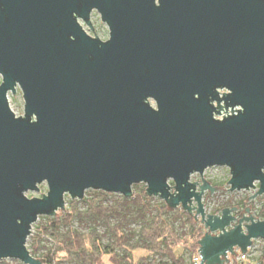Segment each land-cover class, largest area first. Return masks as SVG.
<instances>
[{
    "label": "water",
    "instance_id": "water-1",
    "mask_svg": "<svg viewBox=\"0 0 264 264\" xmlns=\"http://www.w3.org/2000/svg\"><path fill=\"white\" fill-rule=\"evenodd\" d=\"M0 75V261L44 264L27 247L41 216L137 184L200 220L201 264L264 239L251 206L203 202L218 166L231 192L264 195V0H0Z\"/></svg>",
    "mask_w": 264,
    "mask_h": 264
},
{
    "label": "trees",
    "instance_id": "trees-1",
    "mask_svg": "<svg viewBox=\"0 0 264 264\" xmlns=\"http://www.w3.org/2000/svg\"><path fill=\"white\" fill-rule=\"evenodd\" d=\"M133 190L131 198L95 191L92 198L83 199L87 207L84 211L79 208V201L70 200L66 211L48 216L46 225L35 227L37 234L45 232L55 236L56 247L40 254L43 248L41 240L34 238L30 248L32 255L44 264L60 261H76L78 264H184L179 249L187 248L192 258L205 234L203 225L182 208L171 209L162 199L155 214H149L157 197L147 194L146 185H134ZM112 196L115 199L109 202L108 198ZM238 205L246 208L247 201ZM257 218L264 219L263 210ZM75 220L89 223V232L85 234L71 229ZM178 222L181 227L191 225L189 238L184 239L178 233ZM133 224H139L140 230H133ZM99 225L105 227L103 233L98 230ZM62 226L66 228L64 232L60 230ZM105 237L108 238L107 243H104ZM165 258L169 262L163 260ZM260 264H264V257L260 258Z\"/></svg>",
    "mask_w": 264,
    "mask_h": 264
},
{
    "label": "rangeland",
    "instance_id": "rangeland-1",
    "mask_svg": "<svg viewBox=\"0 0 264 264\" xmlns=\"http://www.w3.org/2000/svg\"><path fill=\"white\" fill-rule=\"evenodd\" d=\"M91 20L95 26V29L97 31V36L101 38L102 40H107L109 38V28L101 20V15L94 11L92 14ZM80 23L84 26L85 30L92 36H96V31L93 29L91 30L82 20H80ZM2 82V76L0 75V83ZM9 103L11 109L14 111V113L17 116H23L24 115V108H25V101L23 97V92L20 87H17V92L15 94L9 93ZM154 104V103H153ZM204 177L215 187H223V189L218 188L214 193L210 194V191H207L204 195L203 202L205 204L206 212L208 214H221L223 209L226 208H232L234 206L238 207V211L234 214L241 217L242 212L244 210L251 206V214L257 218L258 214L261 210L264 211V195L259 196L255 199H253L251 196L255 195L258 191V189H252L249 191H230V186L228 184L230 178H231V172L228 167H213L208 170H206ZM193 181H199L201 180L200 175L195 174L192 177ZM217 184V186L215 185ZM145 185V184H142ZM258 185V184H257ZM140 189V188H139ZM226 189V190H225ZM48 191V186L46 183H43L40 185V191L39 192H29L27 195L30 198L33 197H42L44 194H46ZM95 190H88L86 191L85 197L92 198L94 195ZM210 194V195H209ZM120 196L119 194L115 195ZM251 197V198H249ZM249 200L247 201V199ZM115 197H109L108 201L113 202ZM72 200L69 196L66 198V207L63 211H66L69 207V201ZM75 201H79V208L84 211L87 209L85 204L83 203V200L76 199ZM247 201V207L241 208L238 203ZM254 201V202H253ZM161 199L156 198L154 201V207L151 211H149V214H155L157 206L160 205ZM62 210L58 212L61 213ZM246 214V212H244ZM47 218L48 216H41L39 220L33 225L32 233L28 238L27 247L30 250L31 244L33 239L35 240H41V246L43 247L40 251V254H45L50 250H53L56 247V241L55 236L47 234L45 232H41L37 234L35 227L36 226H42L47 224ZM50 218V217H49ZM185 220V219H184ZM200 224V220L198 221ZM90 224L85 221H79L75 220L72 225L70 226L71 229L77 230L82 233H88L89 232ZM98 230L103 233L105 231V227L103 225H99ZM131 228L135 231H139L141 226L139 224H133ZM60 230L64 232L66 230L65 227H61ZM177 230L178 233L184 238L187 239L190 237L192 227L190 224H187L185 227H181L179 222L177 223ZM205 230V229H204ZM108 238H104V243H107ZM179 252L184 258L185 263L184 264H191V251L187 248L179 249ZM240 252V251H239ZM252 256L250 261L253 264H260V258L264 257V239H258L254 242V248L251 252ZM161 260V258H159ZM166 262H169L167 258L163 259ZM0 264H23L22 262L15 260V259H3L0 261ZM57 264H78L76 261L68 262V261H60ZM230 264V263H228Z\"/></svg>",
    "mask_w": 264,
    "mask_h": 264
},
{
    "label": "built area",
    "instance_id": "built-area-1",
    "mask_svg": "<svg viewBox=\"0 0 264 264\" xmlns=\"http://www.w3.org/2000/svg\"><path fill=\"white\" fill-rule=\"evenodd\" d=\"M223 92V91H221ZM230 113V111H229ZM223 115H226V113H224ZM219 117H222V116H219ZM254 248V245L249 248L248 252L247 253H241V252H238V255L237 256H231L229 254V259H230V264H235L236 262H238L239 264H253L250 259H251V252H252V249ZM202 263V256L200 255L199 251L192 257V260H191V264H201Z\"/></svg>",
    "mask_w": 264,
    "mask_h": 264
},
{
    "label": "flooded vegetation",
    "instance_id": "flooded-vegetation-1",
    "mask_svg": "<svg viewBox=\"0 0 264 264\" xmlns=\"http://www.w3.org/2000/svg\"><path fill=\"white\" fill-rule=\"evenodd\" d=\"M157 5H159V4H157ZM94 13V12H93ZM102 20V19H101Z\"/></svg>",
    "mask_w": 264,
    "mask_h": 264
}]
</instances>
